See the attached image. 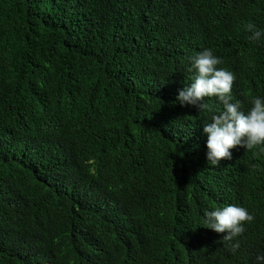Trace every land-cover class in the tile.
<instances>
[{"label":"trees","instance_id":"16d2710c","mask_svg":"<svg viewBox=\"0 0 264 264\" xmlns=\"http://www.w3.org/2000/svg\"><path fill=\"white\" fill-rule=\"evenodd\" d=\"M264 0H0V264H257L264 145L212 166L181 105L211 49L247 113L264 99ZM254 216L231 243L204 212Z\"/></svg>","mask_w":264,"mask_h":264},{"label":"clouds","instance_id":"9594fccd","mask_svg":"<svg viewBox=\"0 0 264 264\" xmlns=\"http://www.w3.org/2000/svg\"><path fill=\"white\" fill-rule=\"evenodd\" d=\"M250 41H258L264 32L254 24H248ZM222 60L213 54L211 49H204L192 58L189 69L196 70L194 82L176 97L181 105L198 106L205 110L208 106L203 103L206 97H217L223 104V111L212 116L210 123H205L203 132L207 134V159L210 165L218 166L222 159H231L230 149L241 146L252 150L264 145V99L252 98V107L245 113L240 110L239 102L232 103L231 91L236 76L233 72L217 66ZM208 228L217 233H227L223 236L225 247L235 252L240 244L231 243L234 238L245 232V222L251 223L254 216L244 207L228 205L204 212ZM257 264H264V254L256 257Z\"/></svg>","mask_w":264,"mask_h":264}]
</instances>
